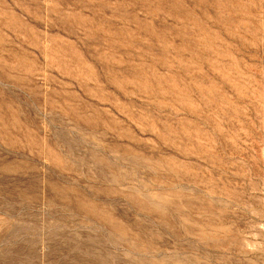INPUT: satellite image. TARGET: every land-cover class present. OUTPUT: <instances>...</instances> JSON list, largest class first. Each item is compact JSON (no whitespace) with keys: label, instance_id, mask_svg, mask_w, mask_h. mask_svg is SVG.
I'll use <instances>...</instances> for the list:
<instances>
[{"label":"rangeland","instance_id":"rangeland-1","mask_svg":"<svg viewBox=\"0 0 264 264\" xmlns=\"http://www.w3.org/2000/svg\"><path fill=\"white\" fill-rule=\"evenodd\" d=\"M0 264H264V0H0Z\"/></svg>","mask_w":264,"mask_h":264}]
</instances>
